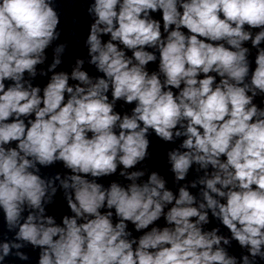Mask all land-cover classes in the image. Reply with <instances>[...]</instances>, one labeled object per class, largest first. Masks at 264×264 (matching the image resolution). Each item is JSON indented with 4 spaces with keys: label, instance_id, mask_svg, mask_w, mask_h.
<instances>
[{
    "label": "clouds",
    "instance_id": "clouds-1",
    "mask_svg": "<svg viewBox=\"0 0 264 264\" xmlns=\"http://www.w3.org/2000/svg\"><path fill=\"white\" fill-rule=\"evenodd\" d=\"M55 4L0 0V264H264V0H90L70 72Z\"/></svg>",
    "mask_w": 264,
    "mask_h": 264
},
{
    "label": "water",
    "instance_id": "water-1",
    "mask_svg": "<svg viewBox=\"0 0 264 264\" xmlns=\"http://www.w3.org/2000/svg\"><path fill=\"white\" fill-rule=\"evenodd\" d=\"M90 0H56V4L54 5L57 8V11L59 12L61 16V24L58 28V30L61 32V37L58 41H56L53 45L55 47L56 43H66L67 48L66 51L62 57L63 63L59 67L58 70H65V71H71V66L73 65L74 61L78 57L87 58V49L84 46V39L87 36L88 28L91 23V18L87 14V7ZM156 18L159 19L160 15L155 14ZM105 40H107V37H104ZM131 55V53H128ZM255 54V50H253V56ZM52 49L50 48L48 50V63L51 62L52 59ZM46 67V65H45ZM254 67V65H253ZM156 64H150L149 69L155 70ZM85 69L89 71L92 75H97L95 72V69L89 65H85ZM47 82V78H37L35 83L40 84L41 87ZM256 103H260V98H257L255 101ZM264 106V105H262ZM131 105H123V102H118L116 110L125 112L131 110ZM150 140L152 141L151 147L149 149L151 153V157L147 159L144 162V165L148 167L150 170L159 171L162 175L166 177L169 181V187L175 188V184L173 183V177L171 173L168 171V164H167V151L175 147L176 145L173 144H166L163 141H160L155 135L153 134L150 136ZM64 169L61 165L57 164L51 168L42 169V174L44 175H54L56 172H63ZM196 176V173L190 172L188 179H194ZM118 179L117 176L108 177L103 179L101 182H103L105 185H107L111 180ZM48 212L51 215H54L59 218L64 215L68 214L69 210L67 208L66 202L63 198L62 193H58L55 197V202L48 206ZM162 224L163 221H160ZM216 221H213L210 225H208L209 228L217 226ZM131 227V225H130ZM4 232H6V229L2 223V217H0V235H2ZM222 232L227 235V230L222 229ZM9 238L11 237V234H8ZM138 235V234H137ZM30 257L32 258L30 261H19L16 260L14 257H10L8 264H35L37 253L33 251L30 247L24 249ZM232 254H235L239 256L243 250H241L238 245L233 242V246L230 249Z\"/></svg>",
    "mask_w": 264,
    "mask_h": 264
}]
</instances>
